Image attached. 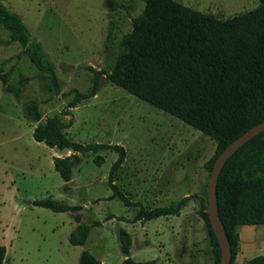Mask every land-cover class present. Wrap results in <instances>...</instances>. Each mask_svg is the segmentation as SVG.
<instances>
[{
	"label": "rangeland",
	"instance_id": "374dc122",
	"mask_svg": "<svg viewBox=\"0 0 264 264\" xmlns=\"http://www.w3.org/2000/svg\"><path fill=\"white\" fill-rule=\"evenodd\" d=\"M17 13L33 39L42 43L62 82L56 93L49 79L10 42V31L0 24V66L16 83L30 77L21 99L6 92L0 80V244L7 247L4 264H79L88 250L104 264H122L120 230L132 237L130 257L157 264H216L210 231L200 215L201 200L208 202L211 174L205 163L217 143L172 114L110 82L106 73L123 51L122 38L133 28V18L145 0H118L111 11L106 0H0ZM219 18L256 8L259 0H177ZM114 22L112 38L109 36ZM95 71H103L96 96L69 107L77 89H91ZM36 99L42 119L34 122L23 103ZM57 116L62 129L81 144H119L126 158L116 171L114 184L128 197L126 204L114 193L109 175L119 157L115 149L81 152L67 183L55 169V156L69 155L33 136L37 124ZM101 155L99 165L95 157ZM69 188H66V186ZM191 196L178 215L131 222L140 207L172 206ZM52 198L80 205L82 221L92 225L84 245H72L78 225L75 212H55L34 204ZM111 215L115 218L108 219ZM120 217H123L120 219ZM240 252L234 264L264 255V224L239 228Z\"/></svg>",
	"mask_w": 264,
	"mask_h": 264
},
{
	"label": "trees",
	"instance_id": "16d2710c",
	"mask_svg": "<svg viewBox=\"0 0 264 264\" xmlns=\"http://www.w3.org/2000/svg\"><path fill=\"white\" fill-rule=\"evenodd\" d=\"M106 6L114 11L118 0H106ZM0 24L10 31V42H19L22 53L27 55L40 71V77L49 79L56 93L62 82L55 66L41 42L32 38L21 17L0 1ZM114 22H111L108 38H112ZM123 51L118 55L112 70L106 73L110 82L122 87L138 98L172 114L191 125L217 143L215 154L205 163L211 171L216 158L236 138L264 120V0L251 10L233 17L219 18L177 0H145V7L133 18V28L122 38ZM95 71L91 89H77L69 107L90 99L99 91L100 76ZM0 80L4 90L21 99L30 77L20 75L16 83L10 81V73L0 66ZM30 120L42 119L40 103L29 99L23 103ZM59 117L48 118L47 124L35 126L33 136L59 150H71L66 156L53 158L55 169L69 183L73 168L81 161L80 153L98 148L115 149L119 157L109 175L114 193L127 205L131 201L114 182L116 171L126 158V151L119 144H81L68 138L62 131L69 127ZM101 165L104 158L95 157ZM66 188H69L67 185ZM221 219L227 230L234 264L240 252L242 225L264 224V131L244 144L226 163L217 187ZM191 196L183 197L172 206L152 209L140 207L131 222L146 221L160 216L178 215ZM55 212L73 211L78 223L69 241L72 245H84L92 225L82 221L80 205H70L52 198L34 202ZM208 202L201 200L200 215L206 220L216 255L221 261V249L212 229ZM111 215L108 219L115 218ZM123 217H120L122 219ZM120 245L125 259L122 264H157L155 260L137 261L130 257L132 237L120 230ZM7 247L0 244V264H4ZM79 264H102L88 250L82 251ZM244 264H264V255H257Z\"/></svg>",
	"mask_w": 264,
	"mask_h": 264
},
{
	"label": "water",
	"instance_id": "95a60500",
	"mask_svg": "<svg viewBox=\"0 0 264 264\" xmlns=\"http://www.w3.org/2000/svg\"><path fill=\"white\" fill-rule=\"evenodd\" d=\"M264 131V120L254 125L234 141H232L216 158L208 181L207 213L212 229L221 249L220 264H231L232 248L225 225L221 219L218 205L217 187L220 174L227 161L248 141Z\"/></svg>",
	"mask_w": 264,
	"mask_h": 264
},
{
	"label": "crops",
	"instance_id": "0c3cea01",
	"mask_svg": "<svg viewBox=\"0 0 264 264\" xmlns=\"http://www.w3.org/2000/svg\"><path fill=\"white\" fill-rule=\"evenodd\" d=\"M102 264H104V263L102 262Z\"/></svg>",
	"mask_w": 264,
	"mask_h": 264
}]
</instances>
